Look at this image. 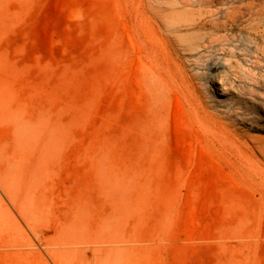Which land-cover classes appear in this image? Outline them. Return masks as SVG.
<instances>
[{
    "label": "rangeland",
    "instance_id": "obj_1",
    "mask_svg": "<svg viewBox=\"0 0 264 264\" xmlns=\"http://www.w3.org/2000/svg\"><path fill=\"white\" fill-rule=\"evenodd\" d=\"M218 8L171 68L114 0H0V264H264V0Z\"/></svg>",
    "mask_w": 264,
    "mask_h": 264
},
{
    "label": "bare ground",
    "instance_id": "obj_2",
    "mask_svg": "<svg viewBox=\"0 0 264 264\" xmlns=\"http://www.w3.org/2000/svg\"><path fill=\"white\" fill-rule=\"evenodd\" d=\"M221 1L222 0H114L117 7L123 13L124 21L128 26L129 35L134 38L138 46L143 51L145 50L148 53L154 54L156 59L157 57H160V59L162 58L159 55L167 56L170 59L168 63L171 68L172 61L174 60H172V51L183 53V55L190 58L200 59L204 47L206 49V46L216 39L215 36L218 32L220 19L218 16L220 12L218 4ZM227 15H230V13ZM157 61L158 60H156L155 63ZM155 65L160 66L161 64L158 61ZM190 73L192 74V72ZM154 84L155 85L150 88V97L152 101L150 103L148 117L153 125H157L160 122L161 106L158 101L159 87L156 84V80ZM219 85L222 87V84ZM200 92L201 91L197 88L193 87L191 101L194 106H196L195 108H197L195 110H198L196 112L192 109L195 114H199L198 117L200 118L201 124L203 122L204 125L210 123L213 125L214 119L217 120V116L214 113L216 106H223L227 108L229 112L236 113L235 107L225 105V99L222 98L224 93L220 87L215 89L214 92L216 96L214 99L208 100ZM241 113L248 114L244 111ZM211 120L212 122H210ZM201 124L199 125L203 127L204 125ZM208 126L210 127L211 125H207V127ZM204 129L210 132V130H208L209 128ZM254 147L259 154L264 156V140H255ZM259 169L263 170V168Z\"/></svg>",
    "mask_w": 264,
    "mask_h": 264
}]
</instances>
